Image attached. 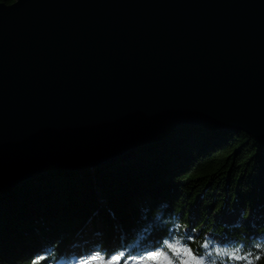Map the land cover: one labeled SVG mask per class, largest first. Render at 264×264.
I'll return each mask as SVG.
<instances>
[{"label": "water", "instance_id": "obj_1", "mask_svg": "<svg viewBox=\"0 0 264 264\" xmlns=\"http://www.w3.org/2000/svg\"><path fill=\"white\" fill-rule=\"evenodd\" d=\"M180 123L264 141V0L0 2V191Z\"/></svg>", "mask_w": 264, "mask_h": 264}, {"label": "trees", "instance_id": "obj_2", "mask_svg": "<svg viewBox=\"0 0 264 264\" xmlns=\"http://www.w3.org/2000/svg\"><path fill=\"white\" fill-rule=\"evenodd\" d=\"M169 245L202 264H264V141L173 124L118 161L51 167L0 191V264L189 258Z\"/></svg>", "mask_w": 264, "mask_h": 264}, {"label": "snow or ice", "instance_id": "obj_3", "mask_svg": "<svg viewBox=\"0 0 264 264\" xmlns=\"http://www.w3.org/2000/svg\"><path fill=\"white\" fill-rule=\"evenodd\" d=\"M169 248H171L177 254L183 251V254L186 257H189L188 259L180 261V264H202V261L196 260L192 253L187 249L181 250L180 248H177L176 245H169ZM93 260L95 261V264H120L121 256H114L112 259L106 262L104 260H97L95 257ZM144 264H174V261L173 259H170L164 252H155L148 257Z\"/></svg>", "mask_w": 264, "mask_h": 264}, {"label": "rangeland", "instance_id": "obj_4", "mask_svg": "<svg viewBox=\"0 0 264 264\" xmlns=\"http://www.w3.org/2000/svg\"><path fill=\"white\" fill-rule=\"evenodd\" d=\"M235 214H236V215H235L236 217L233 218V221H236V218H237V213H235ZM224 220H227V218H225ZM248 221H249V220H248ZM215 238H216V237H215ZM222 241H223V240H222ZM76 257H77V256H73V257H72V262H75L76 260H78V259H76ZM70 262H71V261H70ZM121 264H122V263H121Z\"/></svg>", "mask_w": 264, "mask_h": 264}]
</instances>
